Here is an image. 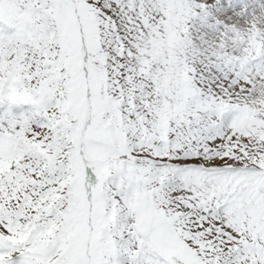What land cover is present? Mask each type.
I'll return each mask as SVG.
<instances>
[{"label":"snow or ice","instance_id":"obj_1","mask_svg":"<svg viewBox=\"0 0 264 264\" xmlns=\"http://www.w3.org/2000/svg\"><path fill=\"white\" fill-rule=\"evenodd\" d=\"M0 264H264V0H0Z\"/></svg>","mask_w":264,"mask_h":264}]
</instances>
